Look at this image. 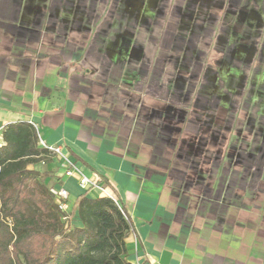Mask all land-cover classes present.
Returning a JSON list of instances; mask_svg holds the SVG:
<instances>
[{"label": "crops", "instance_id": "0c3cea01", "mask_svg": "<svg viewBox=\"0 0 264 264\" xmlns=\"http://www.w3.org/2000/svg\"><path fill=\"white\" fill-rule=\"evenodd\" d=\"M17 121L75 165L27 166L66 209L117 198L131 264H264V0H0Z\"/></svg>", "mask_w": 264, "mask_h": 264}, {"label": "trees", "instance_id": "16d2710c", "mask_svg": "<svg viewBox=\"0 0 264 264\" xmlns=\"http://www.w3.org/2000/svg\"><path fill=\"white\" fill-rule=\"evenodd\" d=\"M0 136V264H131L120 203L82 193L61 210L46 179L27 168L51 154L36 129L17 121Z\"/></svg>", "mask_w": 264, "mask_h": 264}, {"label": "built area", "instance_id": "2783aa9c", "mask_svg": "<svg viewBox=\"0 0 264 264\" xmlns=\"http://www.w3.org/2000/svg\"><path fill=\"white\" fill-rule=\"evenodd\" d=\"M38 142L39 145L45 149H47L52 155H54L58 161V163L64 168V175L69 176L71 172L76 169L73 162L70 160L69 156L66 153H63L60 146L57 145H48L44 143L38 133ZM3 145L2 138L0 136V147ZM78 172V185L83 189H88L89 187L95 186L98 182L96 179H90L82 172ZM49 191L54 195L55 200L58 204V207L61 210L66 209V202H67V190L60 186H51L49 187ZM106 196L110 197L119 207V202L117 201L116 197L112 194H107ZM132 264H142L138 259H135Z\"/></svg>", "mask_w": 264, "mask_h": 264}]
</instances>
